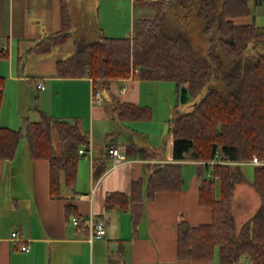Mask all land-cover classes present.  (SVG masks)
I'll use <instances>...</instances> for the list:
<instances>
[{"label":"trees","instance_id":"1","mask_svg":"<svg viewBox=\"0 0 264 264\" xmlns=\"http://www.w3.org/2000/svg\"><path fill=\"white\" fill-rule=\"evenodd\" d=\"M260 0H137L141 6L154 8L155 16L136 21L134 33L127 38L102 35L96 41L82 39L74 53L56 63L57 77L90 78L94 84L129 78L139 69V80L174 82L179 104H187L205 87L218 79L223 87L211 89L192 111L178 114L172 122L174 160L204 163L210 173L207 180L200 173L199 201L210 208L212 221L192 227L178 225L177 254L182 261H214L218 250L224 264H264V166L254 167L251 187L260 198L256 214L239 230L232 213L237 183L243 181L241 165L256 156L264 162V52L245 53L256 41L263 40L255 23L237 20L252 16L251 3ZM197 7V18L204 23V34L218 35L211 40L207 55L197 56L187 33L171 28L170 12L191 11ZM170 25V26H169ZM73 37V18L68 0H61V30L40 39L26 55H45ZM264 46V43H263ZM9 51L0 45V59ZM24 69V57H20ZM6 79L0 77V110ZM95 93H97L95 91ZM94 93V94H95ZM39 121L26 119L18 130L0 127V160L13 161L23 140L29 146L30 158L44 159L50 165V195L62 198V188H74L81 149L90 148L89 133L79 125L40 112ZM114 119L138 121L151 118L149 108L117 103ZM56 133L63 144L59 156L53 139ZM210 162H218L210 164ZM146 184L134 181L129 194L112 193L106 198V209H128L134 202L153 200L160 192L182 188L181 164L151 165ZM104 169L97 175L100 176ZM145 189V194L143 190ZM79 227L88 234L81 218ZM110 254L108 264H122Z\"/></svg>","mask_w":264,"mask_h":264},{"label":"crops","instance_id":"2","mask_svg":"<svg viewBox=\"0 0 264 264\" xmlns=\"http://www.w3.org/2000/svg\"><path fill=\"white\" fill-rule=\"evenodd\" d=\"M22 1L0 0V45L9 51L10 60L0 59V77L6 79L0 127L18 130L23 127L26 119L39 121L40 112H43L79 125L83 131L89 133L90 148L81 149L85 153L78 165L76 185L74 188L64 186L62 198L59 199H53L50 195L49 162L44 159H31L26 140L21 142L15 160H0V264H108L111 253L115 257L120 256L122 264H224L217 252L211 262L182 261L178 258V225L182 222L192 227L209 224L212 221V212L199 201L200 173L203 172L204 178L210 179V173L206 172L205 177L201 168L204 163L174 160L170 130L173 119L178 115L176 84L139 80L136 75L103 81L96 85L90 78L57 77L56 63L69 58L74 53L75 44L80 40L92 41L87 30L78 38H75L73 32V37L67 43L55 47L51 53L35 55L36 58L31 60L29 66L25 64L24 69L19 70L16 75L12 39L16 36L21 40L26 35L15 32L14 13L17 12L20 16ZM85 1L87 7L90 1L94 2L95 7L99 2ZM46 3L48 5V1ZM27 4V16L23 15L19 19L20 25L24 22L29 30L35 31L30 19L32 9L29 2ZM40 4L45 6L41 2ZM8 5L11 6L10 20L4 14V8L6 10ZM130 6L132 22L129 37L134 33L137 20L148 19L136 18L135 9L143 11L150 8L148 16H155L152 7L138 5L137 0H130ZM97 9L99 11V7ZM38 10L43 14L41 22L45 20L46 25L50 24L46 13L44 14L48 9ZM58 10L57 30L37 37L34 45L40 39L61 30V0ZM2 12L5 15V30L1 27ZM71 14L74 29L72 11ZM249 18L251 17L237 21L250 24ZM105 30L109 32L108 29ZM98 35L106 33L98 29ZM110 37L114 38L112 34ZM72 39L74 42L71 53L69 50L64 53L68 57L52 58L56 49H63ZM34 45L22 50L23 53L17 48L18 68L21 64L19 58L25 57ZM31 64L36 67L31 68ZM27 83L32 84L38 91L34 112L31 106H28L29 109L27 107L24 92ZM39 83L44 84L45 90L38 89ZM9 90L15 91V97L12 99L13 103L7 106L4 101L8 98ZM95 91L103 95L101 105L92 102ZM118 102L149 108L151 118L143 121L114 119L113 109ZM110 147L119 150L120 156L109 154ZM164 164L182 165L180 190L160 192L153 200L136 201L126 210L117 206L106 209L108 195L129 194L134 181L141 180L146 184L151 165ZM247 166L255 167L251 163H243L241 168ZM102 169L103 174L97 176ZM252 181L247 180L235 186L232 213L238 230L260 207V198L251 187ZM143 192L145 194V189ZM75 217L81 218L83 224L90 218L103 221L107 234L102 239L89 242L84 229L73 224ZM14 233H18L17 238L13 237ZM25 245L31 246L29 253L21 251V247ZM242 264H248L247 260L243 259Z\"/></svg>","mask_w":264,"mask_h":264},{"label":"rangeland","instance_id":"3","mask_svg":"<svg viewBox=\"0 0 264 264\" xmlns=\"http://www.w3.org/2000/svg\"><path fill=\"white\" fill-rule=\"evenodd\" d=\"M48 1V5L46 3ZM97 7H99V11L97 7H95L94 2L90 1L89 6L87 7L86 1L85 0H69V4L71 7V11L74 16V22L75 26L73 29V32L75 34V38L80 37L81 34H83L84 31H88L90 35V39L92 41H96L101 38V36L98 35V29H102L106 35L109 37L111 34L114 36V38H127L129 37V30L131 27V6H130V0H98ZM31 6V22L32 25L35 27V31L29 30L25 26V23H22V26L20 25V18H23V15L27 16V10L28 4ZM44 4L45 8L48 9L44 14L46 13L47 19L50 24L46 25L45 20L41 22V19H43L42 15L40 14L38 9H44L45 8L40 4ZM19 15L18 13L15 12V32L19 35H26V38H21L19 40L18 37L13 36V47L12 49L14 50L13 54L15 57V64H14V70L15 74L17 75V72L22 71L21 66L18 68V60H17V48L19 47L22 50L25 51V49H28L30 46L34 45V41L37 40V37L39 36H44L46 33H51L52 31H56L58 24H59V0H51L49 3V0H23ZM251 10H252V16L249 18L248 23H255L256 26L258 27L259 33L262 34L261 38L263 40L256 41L254 44L250 46V48L247 50L245 53V56L253 53V52H264V0H262V3L255 4L251 3ZM5 7V6H4ZM8 8H4V14L6 13V19L10 20L11 16L10 11H11V6H7ZM154 9V8H153ZM149 9H144L143 11H140L138 9H135V17L136 18H141V17H147L151 18L152 16H148L147 12ZM3 11V10H2ZM155 12V10H153ZM197 7H193L191 11H186L181 14L179 13L180 18H182V21L177 19L176 13L174 11L170 12L168 16V23L171 25V28L175 29H181L185 31L190 38L194 51L197 54V56L204 57L207 55V51L210 47L211 40L214 42L217 41L218 35L216 31L213 32L211 36H206L204 34V23L200 21L197 16ZM150 15V14H149ZM50 18V19H49ZM246 22V23H247ZM169 25V26H170ZM1 27L3 30H5V15H3L2 12V20H1ZM105 29L109 30V34ZM8 30V28H7ZM47 35V34H46ZM8 37V36H6ZM23 37V36H22ZM6 39V38H4ZM3 39V40H4ZM19 41V43H18ZM74 42V39H72L66 47H63V49L59 48L56 49L55 53H53L52 58L54 57H68L64 53L69 50L71 53L72 51V44ZM62 54H61V53ZM65 55V56H64ZM70 55V54H67ZM28 55H25L23 63L26 64V66H29L31 60H34L33 58H36L35 55H29V58L27 59ZM1 60H9V58H2ZM10 61V60H9ZM34 62V61H33ZM22 65V64H21ZM36 67V65L31 64V68ZM28 72V68H27ZM223 87L221 83H219L218 79H213L211 83H209L205 89L195 98L191 99L189 103L187 104H179L177 106V112L176 114H183L192 111L193 107L195 104L199 103L204 99L206 94L216 86ZM24 92L26 93V102H27V107L31 106L32 111L34 112V108L36 106V98L38 97V91L35 89V87L27 83L24 87ZM15 91L14 90H9L8 93V98L4 101L7 106L9 104L13 103ZM166 96V94H165ZM167 98V96L165 97ZM30 107H28L29 109ZM53 139L54 143L56 146V150L58 155L60 156L62 154V149H63V144L60 141L59 137L57 136L56 133L53 134ZM241 172L243 173V181L246 182L247 180H253L254 178V167L247 166V167H242ZM205 177H207L206 171H204ZM217 255H218V250H217Z\"/></svg>","mask_w":264,"mask_h":264},{"label":"built area","instance_id":"4","mask_svg":"<svg viewBox=\"0 0 264 264\" xmlns=\"http://www.w3.org/2000/svg\"><path fill=\"white\" fill-rule=\"evenodd\" d=\"M139 74H140L139 69H134L132 70L131 76H135ZM37 87L40 90H45V86L42 83H39ZM103 100H104L103 95L99 92L93 94L92 96V102L96 105H101L103 103ZM84 153H85L84 150H80L81 155ZM108 153L113 155L114 157L120 156L119 150L113 147L109 148ZM211 163L214 164L218 162H211ZM251 164L254 166H264V162L260 161L258 157L256 156L253 158ZM86 223H87L86 225L88 226V241L89 242L92 243L94 240L102 239L107 234L106 224L103 221H95L93 218H90ZM73 224L75 226H78L80 224V220L76 217L73 218ZM13 237L17 238L18 233H14ZM21 251L25 253H29L31 251V246L30 245L22 246Z\"/></svg>","mask_w":264,"mask_h":264}]
</instances>
